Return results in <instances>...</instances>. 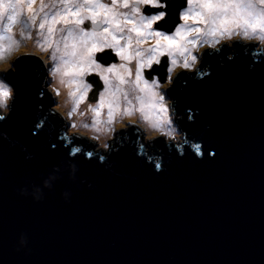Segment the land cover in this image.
Masks as SVG:
<instances>
[{
	"label": "water",
	"instance_id": "obj_1",
	"mask_svg": "<svg viewBox=\"0 0 264 264\" xmlns=\"http://www.w3.org/2000/svg\"><path fill=\"white\" fill-rule=\"evenodd\" d=\"M172 2L167 28L184 4ZM243 42L204 49L198 71L176 74L180 141L139 125L102 151L67 133L44 60L22 54L0 121V264H264V49ZM88 81L96 101L103 84Z\"/></svg>",
	"mask_w": 264,
	"mask_h": 264
},
{
	"label": "snow or ice",
	"instance_id": "obj_2",
	"mask_svg": "<svg viewBox=\"0 0 264 264\" xmlns=\"http://www.w3.org/2000/svg\"><path fill=\"white\" fill-rule=\"evenodd\" d=\"M172 8V0H110L108 3L104 0H0V26L9 33L17 24L25 28L38 24L41 33L46 30L47 47L54 48L52 60H59L51 74H59L62 83L66 78L68 87L75 88L70 95L77 97V106L88 99L93 87L85 82V77H98L103 91H99L95 117H100L106 107L108 123L113 124L121 113V99L132 105L131 91L138 94L140 106L136 110L143 119L154 130L175 139L171 113L176 100L172 92L161 90L166 83H173L174 68L194 71L203 55H207H196L198 48L207 44L219 51L217 45L223 38L243 35L245 39L264 42V0H184L176 11L177 22L167 28ZM58 32L64 34L59 40L56 39ZM4 39L0 32V56L4 52ZM106 52L121 62L102 63L99 57ZM133 61L134 70L128 66ZM161 65L162 76L157 72ZM39 95L43 97L44 92ZM10 100H14L13 88L0 81V121L8 118L3 113H10ZM132 110V107L123 108L129 116ZM99 123L93 120L94 125ZM42 127L43 121L36 123L33 135ZM69 127L75 129L77 125L72 123ZM129 127L135 130V126ZM79 139L74 137L68 144ZM195 150L197 155L204 154L200 144L195 145ZM80 153V147L69 148L71 157ZM92 155L87 153L89 159ZM209 155L215 157L216 153ZM104 159L100 156L101 161ZM155 168L160 171L161 165L157 163Z\"/></svg>",
	"mask_w": 264,
	"mask_h": 264
},
{
	"label": "rangeland",
	"instance_id": "obj_3",
	"mask_svg": "<svg viewBox=\"0 0 264 264\" xmlns=\"http://www.w3.org/2000/svg\"><path fill=\"white\" fill-rule=\"evenodd\" d=\"M47 2V0H46ZM105 3H108L109 0H104ZM186 6V5H185ZM35 7L38 9L40 7L39 3H37L35 5ZM122 11H130L129 9H122ZM7 23V21H5V24ZM87 23V21H86ZM18 26L17 25H14L12 30H14L16 27ZM46 31V30H45ZM0 32H3L4 36L5 37H13V36H10L11 34L9 32H7L3 26H0ZM35 32V30L33 31V33ZM36 34V32H35ZM34 34V37H35V42H36V45L38 47V43H37V40H36V36ZM24 33L21 34V39L20 41L17 39H11V41L9 42L8 44V47H7V53H6V57L4 59H2L0 61V64H3L2 62H4L5 64L3 65V67H0V81L6 83L5 81V75L7 73V71H9L11 68H12V64L17 61V59L22 56V54H39V57L44 60L45 62V67L47 69V72L49 73V76L51 75V77H54L52 76L51 74V70H52V67L56 65V63L59 62V60L57 61H53L52 60V55H53V51H54V48H48L47 47V43H46V40L45 38H41V41L39 42V46H43V48H41L40 50H25L23 49L22 47H18L17 45L21 42V40L25 41V35ZM44 35V34H42ZM57 35H59V37L56 36V39L59 40L60 37L64 34L62 33H57ZM15 38V37H14ZM239 39V41L246 43V44H250V43H256V44H253V45H259V44H262L264 45V42H261L259 41L258 39L256 38H252V39H245L243 35H240V36H233L231 39H228V38H223L221 39L220 41V44H218L217 46L221 45L222 43H227L229 46H232L233 45V42L235 40ZM209 48L207 44H203L202 46H200L196 52V55L198 56H202V51L204 49H207ZM118 59V58H117ZM112 62H120L119 59L116 60V61H111V62H106L104 64H108V63H112ZM202 65V60L200 63H198L196 65V69L194 71H191V72H188V71H185L183 68L181 67H175L174 68V71L172 73V77H173V83L172 84H165L163 86V88L161 89L162 91H165V92H169L172 88H173V85H174V82L177 78L178 75L176 74H180V73H186L187 75L188 74H192L193 72H196L198 71V69L200 68V66ZM50 77V80H49V86H50V91H51V96H52V99L54 101V108H57L59 112H63V121L65 123H67L68 125H71L72 123H75L77 125V127L75 129H72L69 127V130L67 131V133L70 135H76L78 136L77 132H79L81 135L85 136V138H90L91 140L93 139L94 141L96 140L97 143H98V146H101L103 148H95L99 151H102V150H107V149H111V147L114 145V142H117V137L119 134H122V133H125L126 132H129L130 131V128L129 127L130 125H133V126H139L141 125L142 126V131H143V135H144V138L146 137H153V136H160L162 135L161 132L157 131V130H154L153 132H149L147 126H145L143 124V122L139 119V118H133V117H126V118H122V121H123V124L122 122L120 123H113V124H109L108 123V119L106 120H101L102 121V127L103 128H107V130L109 131L108 134L107 133H96V132H92L90 131V126H91V122L93 119H91V114H90V110H87V111H84L83 113H81V116L78 118V119H75V114H76V110H71V109H66L63 105H62V94L59 92V95H57V88L55 85H53V78ZM88 77L90 76H87L85 77V82L86 83H90L88 81ZM7 84V83H6ZM91 84V83H90ZM9 85V84H8ZM10 86V85H9ZM11 87V86H10ZM93 89V88H92ZM100 91H103V88L102 90ZM90 92L89 91V94H88V99L84 101V103L86 102L87 105L91 106V107H96V102L98 101L99 99V94H98V99L96 101H90L89 100V95H90ZM13 96H14V90H13ZM75 101L77 100V97H74ZM11 101H9V106L11 104ZM171 103V102H170ZM90 107V109H91ZM69 113H71V116H69ZM3 114H8L7 112L6 113H3ZM122 116V113L120 114ZM172 117H173V127L176 128V134H175V139H170L169 137L165 136V139L166 141H180L181 140V134H180V130H179V127L176 123V115H175V111L173 110V112L171 113ZM85 125H88V127H85ZM111 129V130H110ZM99 137L98 139H95L94 137ZM115 140V141H114ZM107 144L109 145L108 148L104 147V145Z\"/></svg>",
	"mask_w": 264,
	"mask_h": 264
},
{
	"label": "bare ground",
	"instance_id": "obj_4",
	"mask_svg": "<svg viewBox=\"0 0 264 264\" xmlns=\"http://www.w3.org/2000/svg\"><path fill=\"white\" fill-rule=\"evenodd\" d=\"M59 27V26H58ZM35 30V32L33 33V31ZM25 35V41L21 40V42L17 45L18 47H22L23 49L25 50H40L41 48H43V46H39V42L41 41V38H45L46 37V31L44 33H41V31L39 30L38 28V24H37V27H30V28H25L23 27L22 25L18 24V26L11 31V35L10 36H13L12 38L10 37H5L4 41H3V44H4V52H3V55L0 56V61L2 59H4L7 55V47H8V44L9 42L11 41V39H17L20 41V37H21V34ZM34 34L36 36V40H37V43H38V47L36 45V42H35V37H34ZM44 34V35H42ZM23 35V36H24ZM57 37H59V35L56 34ZM15 37V38H14ZM145 48L148 47V45H145L144 46ZM59 56V54H57ZM121 62V61H120ZM118 62V63H120ZM3 64H0V67H3V65L5 64L4 62H2ZM130 68H132L133 70L135 69V61H133L130 65H128ZM54 67V66H53ZM52 67V68H53ZM51 77V75H50ZM53 78V85L56 86L57 88V91H59L61 94H62V105L66 108V109H71V110H76V114H75V119H78L80 116H81V113H83L84 111H87V110H90V114H91V119H97L100 121L99 124H96L94 125L93 124V120L92 122L90 123L91 126H90V131L92 132H96V133H107L108 134V130L107 128H103L102 126V121L101 120H106L108 119V109L105 107L102 111H101V116L100 117H95V114H94V109L95 107H91L89 105H87V103L85 102H82L80 103L78 106H77V103L74 99V96L70 95L71 92L75 91V88H69L68 87V84H67V80L65 78V82L62 83L61 82V76L59 74H57L56 76L52 77ZM138 94L137 93H134V92H131L129 91V99L132 101V105L129 106L127 101H124L123 99H121L120 101V106H121V113H122V116L119 114L116 116V119H115V123H120L122 122L123 124V121H122V118H126V117H133V118H139L143 124L145 126H147L149 132H153L154 129L152 128L151 126V123L150 122H147L143 119V115L136 109L139 108L140 106V101L138 99H136V96ZM91 107V109H90ZM125 107H132V115H127L123 112V108ZM177 112V111H176ZM61 114L63 115V112L61 111ZM97 129H99V131H97ZM131 130V128H130ZM78 135H79V132H77ZM118 138V137H117Z\"/></svg>",
	"mask_w": 264,
	"mask_h": 264
},
{
	"label": "clouds",
	"instance_id": "obj_5",
	"mask_svg": "<svg viewBox=\"0 0 264 264\" xmlns=\"http://www.w3.org/2000/svg\"><path fill=\"white\" fill-rule=\"evenodd\" d=\"M258 51H262L263 49H264V45H262V44H259L258 45ZM50 77V76H49ZM57 109V108H56ZM58 110V109H57ZM61 113V112H60ZM62 117H63V115H62ZM64 118V117H63ZM65 119V118H64ZM67 130H69V128L67 129ZM125 134V133H124ZM69 135H70V133H69ZM72 135V134H71ZM78 135V134H77ZM120 135V134H119ZM118 135V136H119ZM78 136H82V137H85V136H83V135H81L80 133H79V135ZM90 141H92V143H93V145H94V150H96V151H99V150H97V149H95V148H103V147H101V146H98V143H97V141L95 140H91L90 138H88Z\"/></svg>",
	"mask_w": 264,
	"mask_h": 264
},
{
	"label": "flooded vegetation",
	"instance_id": "obj_6",
	"mask_svg": "<svg viewBox=\"0 0 264 264\" xmlns=\"http://www.w3.org/2000/svg\"><path fill=\"white\" fill-rule=\"evenodd\" d=\"M109 2H110V0H109ZM87 23H90V22H87ZM87 23H86V24H87ZM51 78H52V77H51ZM117 139H118V138H117Z\"/></svg>",
	"mask_w": 264,
	"mask_h": 264
}]
</instances>
